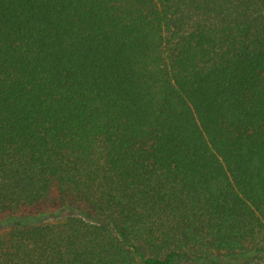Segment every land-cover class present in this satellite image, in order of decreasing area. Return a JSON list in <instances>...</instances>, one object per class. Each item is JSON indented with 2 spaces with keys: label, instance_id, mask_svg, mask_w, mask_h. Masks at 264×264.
Here are the masks:
<instances>
[{
  "label": "trees",
  "instance_id": "16d2710c",
  "mask_svg": "<svg viewBox=\"0 0 264 264\" xmlns=\"http://www.w3.org/2000/svg\"><path fill=\"white\" fill-rule=\"evenodd\" d=\"M0 214V264H264V0H0Z\"/></svg>",
  "mask_w": 264,
  "mask_h": 264
},
{
  "label": "rangeland",
  "instance_id": "374dc122",
  "mask_svg": "<svg viewBox=\"0 0 264 264\" xmlns=\"http://www.w3.org/2000/svg\"><path fill=\"white\" fill-rule=\"evenodd\" d=\"M69 212L68 211H62V212H58L57 215L56 214H51V215H44L40 218V220H43V221H49V220H55L57 219L58 217L57 216H60V215H65V214H68ZM14 222V218H7V217H4L0 214V232L1 231H4L6 230L8 227H10V223H13Z\"/></svg>",
  "mask_w": 264,
  "mask_h": 264
}]
</instances>
